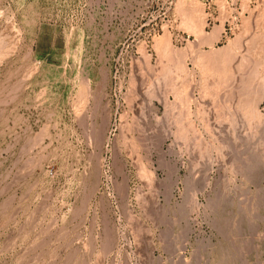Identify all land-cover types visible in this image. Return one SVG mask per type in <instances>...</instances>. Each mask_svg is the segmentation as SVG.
<instances>
[{
    "label": "rangeland",
    "instance_id": "374dc122",
    "mask_svg": "<svg viewBox=\"0 0 264 264\" xmlns=\"http://www.w3.org/2000/svg\"><path fill=\"white\" fill-rule=\"evenodd\" d=\"M262 27L264 0H0V264H264ZM226 46L216 87L195 59Z\"/></svg>",
    "mask_w": 264,
    "mask_h": 264
},
{
    "label": "bare ground",
    "instance_id": "6f19581e",
    "mask_svg": "<svg viewBox=\"0 0 264 264\" xmlns=\"http://www.w3.org/2000/svg\"><path fill=\"white\" fill-rule=\"evenodd\" d=\"M181 1V0H180ZM184 3V2H183ZM180 4H181V2H180ZM189 4V3H188ZM192 5V4H191ZM196 5V4H195ZM198 6H199V4H198ZM188 7V6H187ZM196 9V8H195ZM200 11V10H199ZM199 11L197 12V10H192L191 12H189V15L188 16H185L184 18H186V19H184L185 21H184V23L186 24V27H188L189 29H190V31L189 32H194L195 34H196V36H198L199 38L200 37H204L203 39H205V41H207V42H209L210 40V42H212L213 40H215L216 38H214L216 35H219L218 34V32H219V28H217V26H215V28L212 30V35L211 36H209L210 35V33H209V35H206L205 34V30H204V26H205V22H203V20H202V18H201V15L200 14H198L199 13ZM202 11V10H201ZM184 13V12H183ZM188 13V12H187ZM187 13H186V15H187ZM203 13V12H202ZM204 15V14H203ZM262 16V15H261ZM206 21V20H205ZM218 27H220V26H218ZM259 27V26H258ZM222 28V27H221ZM188 29V30H189ZM187 30V31H188ZM247 30V29H246ZM261 32H259V33H262V35L261 36H264V27H262L261 28ZM222 31V30H221ZM248 31H250V30H248ZM191 32V33H192ZM258 33V34H259ZM245 34V33H244ZM215 35V36H214ZM260 35H259V37H260ZM208 36V37H207ZM169 37V36H168ZM217 37V36H216ZM164 38V37H163ZM252 38V37H251ZM256 38V35L253 37V40H254V42L253 41H251V43L253 42V44L254 43H256V41L257 40H261L262 41V38L260 37V39L259 38H257V40L255 39ZM167 39V38H166ZM165 38H164V43L166 42L167 43V41H165L166 40ZM201 39V38H200ZM202 39V40H203ZM218 39V38H217ZM263 39H264V37H263ZM161 40V39H160ZM252 40V39H251ZM163 41V40H162ZM161 41V42H162ZM205 41H203V42H205ZM238 41V40H237ZM236 40H235V43L237 42ZM199 42H201V41H199ZM209 42V43H210ZM232 42V41H231ZM247 42V41H246ZM169 43V42H168ZM259 43V41L257 42V44ZM261 43V42H260ZM160 44V43H159ZM204 44H206V43H204ZM213 44V43H212ZM233 46H234V40H233ZM237 44V43H236ZM262 44H263V42H262ZM262 44H261V46L259 45V48L261 47V49H260V51H262V56L261 57H259V60H255L256 61V63H253L252 61L254 60H251V62H252V64H254L255 66H254V69L252 70L251 69V71L252 72H249V76L248 77H246L247 79H245V80H243V82H244V84L242 85V86H244L243 88H242V90H241V88H240V90H241V92H240V94L242 93L243 94V96L244 95H246L245 96V98H247V100H244V101H246L245 102V104L243 105V107H241V108H244L245 110L247 109V113L246 114H249L252 118H254V119H259L260 118V120H261V115L257 112V102L256 101H259V100H257V99H260L259 97L261 96L260 94H262V93H264V92H262V93H260L259 94V88H260V86H259V88H258V90H257V92H256V90H254L255 88L254 87H252V85L255 83V78L258 76V75H260V69H261V67H263L264 66V45L262 46ZM156 45V44H155ZM164 45V44H163ZM169 46H170V44H168ZM203 45V44H202ZM208 45V44H207ZM210 45V44H209ZM231 45V44H230ZM161 46V45H160ZM165 46H166V44H165ZM165 46H163V47H161V48H164ZM168 46V47H169ZM235 46H237V45H235ZM234 46V47H235ZM250 46V45H249ZM157 47V46H156ZM233 47V49L235 50V48ZM158 48V47H157ZM226 50L225 49H223L224 50V52H225V55H224V53H223V56H221V54H222V51H219V49H217V50H215L214 51V49L213 50H210V51H208V52H204V53H200V54H198V56L196 57V61H197V63H199L200 62V60L201 61H203L204 60V62H202V63H204V64H199L200 66H202L203 68H204V66L203 65H205V66H207V65H209L208 67L210 68V70L212 71H214L215 72V75H217V79H218V81L216 82V84H215V86L217 87V83H219V82H222L223 81V83H224V80H230V79H232V78H234V75L235 74H233V70H232V68L231 69H229V67H230V65L228 66V61H226V60H228L229 58L231 59V56L233 55V52H235L233 49H232V46L230 47V46H226ZM247 48V47H246ZM251 48V47H250ZM254 48V47H253ZM166 48H164V50H165ZM171 49V48H170ZM221 50H222V48H220ZM251 50V49H250ZM166 51V50H165ZM168 51H170L169 49H168ZM171 51H173V50H171ZM246 51V50H245ZM249 51V50H248ZM245 52V53H249V52ZM177 52H179V51H177ZM185 52V51H184ZM184 52H182V53H184ZM199 52H200V50H199ZM210 52V53H209ZM221 52V53H220ZM255 52V51H254ZM259 52V51H258ZM169 53V52H168ZM173 53V55H174V52H172ZM171 53V54H172ZM244 53V54H245ZM176 54V53H175ZM178 54V53H177ZM197 54V53H196ZM219 54H220V56H219ZM235 54V53H234ZM167 55H169V54H167ZM235 56V55H234ZM248 55H246V57H247ZM254 56V55H253ZM245 56H244V58H242V62L240 61V64H239V66L241 65V63L244 65L245 64V66L247 65V63H248V60H250V59H247ZM249 57V56H248ZM251 57V56H250ZM175 58H177V61H175V63L177 62V65L176 64H174V66L176 67V71L177 70H179V72H180V70H183V71H186L187 70V68L185 67V62H183L184 60V58H185V54H181V52H180V54H179V56L177 55V57H175ZM175 58H173L172 57V60L171 61H173V63H174V60L173 59H175ZM233 58V57H232ZM258 58V57H257ZM256 59V58H255ZM231 61H233V59H231ZM207 63V64H206ZM232 63V62H231ZM185 64V65H184ZM230 64V63H229ZM198 65V64H197ZM232 65V64H231ZM249 65V67L251 66V63L250 64H248ZM237 66H238V63H237ZM242 67V66H241ZM240 67V68H241ZM169 68V67H168ZM205 68H207V67H205ZM204 68V69H205ZM172 70V69H171ZM170 70V71H171ZM207 69H205V71H206ZM236 70V69H235ZM242 70V69H241ZM169 71V72H170ZM240 71V70H239ZM250 71V70H249ZM166 72H168V71H166ZM178 72V71H177ZM186 73V72H185ZM211 73H213V72H211ZM238 73V72H237ZM161 74V73H160ZM210 74V73H209ZM240 74V73H239ZM169 75V76H168ZM171 75H172V73H171ZM176 75V74H175ZM211 75V74H210ZM214 75V74H213ZM165 76V75H164ZM167 77V79H168V77L169 78H171L170 77V74H167L166 75ZM242 76V75H241ZM244 76H245V74H244ZM172 77H173V75H172ZM203 77V76H202ZM214 77V76H213ZM216 77V76H215ZM164 78V77H163ZM165 78V79H166ZM174 78V77H173ZM172 78V79H173ZM261 78V77H260ZM263 78H264V75H263ZM216 79V80H217ZM242 79H243V77H242ZM164 80V79H163ZM162 80V81H163ZM171 80V79H170ZM255 80V81H254ZM264 80V79H263ZM242 81V80H241ZM240 81V82H241ZM260 82H262L261 80H260ZM213 83H215V82H213ZM241 84V83H240ZM263 84V83H262ZM219 85V84H218ZM224 85V84H223ZM264 85V84H263ZM214 87V86H213ZM215 87V88H216ZM224 87V86H223ZM258 87V86H257ZM263 87V86H262ZM207 88V87H206ZM216 90V89H215ZM214 90V91H215ZM262 90H263V88H262ZM261 92V91H260ZM174 93V92H173ZM81 94V93H80ZM149 94H150V92H149ZM179 96V95H178ZM182 96H183V94H182ZM259 96V97H258ZM136 97V96H135ZM174 97V96H173ZM263 97H264V94H263ZM179 113V112H178ZM169 114V113H168ZM248 118V117H247ZM260 120H258V121H260ZM235 121V120H234ZM257 124H259V123H257ZM127 127V126H126ZM232 128V127H231ZM128 131V130H127ZM122 132V131H121ZM126 136V135H125ZM186 139V138H185ZM260 142V141H259ZM264 142V141H263ZM260 145V144H259ZM136 149V148H135ZM206 151V150H205ZM144 171V170H143ZM152 174V173H151ZM151 178V177H150Z\"/></svg>",
    "mask_w": 264,
    "mask_h": 264
}]
</instances>
